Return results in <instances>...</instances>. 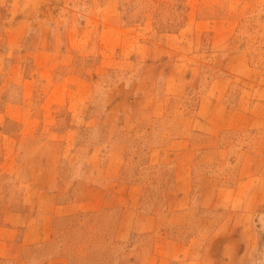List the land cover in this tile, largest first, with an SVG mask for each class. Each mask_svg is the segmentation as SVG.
<instances>
[{
	"label": "rangeland",
	"instance_id": "374dc122",
	"mask_svg": "<svg viewBox=\"0 0 264 264\" xmlns=\"http://www.w3.org/2000/svg\"><path fill=\"white\" fill-rule=\"evenodd\" d=\"M150 67L165 96L147 126L131 87ZM203 101L215 132L194 128ZM111 143L128 162L102 207L0 264H128L153 246H184L164 264H264V0H0V223L33 207L48 156L82 175Z\"/></svg>",
	"mask_w": 264,
	"mask_h": 264
},
{
	"label": "crops",
	"instance_id": "0c3cea01",
	"mask_svg": "<svg viewBox=\"0 0 264 264\" xmlns=\"http://www.w3.org/2000/svg\"><path fill=\"white\" fill-rule=\"evenodd\" d=\"M181 41H185L184 36L181 38ZM156 90L154 70L152 67L145 68L142 70L138 80L131 87V92H135L133 97L134 103L131 107L136 108L140 117H142V120L139 119V122L137 121L138 124L145 123L147 126L151 125L156 108H158L165 96ZM208 107L205 101L201 103L198 111L200 116L194 122V128L207 129L210 132H215L219 129V126L215 121L214 115L206 111ZM211 112L212 110H210ZM36 120H38L37 117L32 119L28 118L24 121L27 123V121ZM41 121L44 120H38L39 123ZM56 121L55 119L54 122L56 123ZM128 121H125L126 124H128ZM76 131V127L71 126L66 132L69 135V133ZM184 139V137L174 139L173 142L184 141ZM106 146L105 151L101 148L98 152V149L94 148L88 152L87 163L89 169L83 171L82 175L59 174V163L56 155L53 154V156L47 157V166L49 165L48 174H51V177L48 175V178L44 179L42 184H38V194L33 201V207L26 204L21 209L16 210L15 208H10L4 215V221L0 223V258L7 256L12 250L18 249L16 246L21 247L48 241L51 238V222L61 214H71L78 209L95 211L102 207L108 192V181L111 176V171L116 170L117 173L122 172L124 165L128 162L126 159V151L122 146L116 143H111V145ZM67 151L65 149V152ZM68 153H72V150H69ZM77 154L78 152L76 151L75 156ZM153 154L154 152H152ZM58 155L62 157L61 154ZM53 163L55 164L54 167ZM150 163H154V156L151 157ZM51 165L52 167H50ZM72 165L70 164V166ZM56 182H58L57 185ZM128 185L137 187L138 183H128ZM65 193H71L72 199L68 202L59 203L60 196ZM22 197L24 198V203H28L31 200L28 199L26 192L23 193ZM36 209H38L40 215H35ZM183 247L153 246L150 250L146 251L148 253L138 256L135 261L129 258L130 262L128 264H164L165 261L167 262L172 257L173 254L171 253L180 252ZM53 259L62 264H68L65 256H58Z\"/></svg>",
	"mask_w": 264,
	"mask_h": 264
}]
</instances>
